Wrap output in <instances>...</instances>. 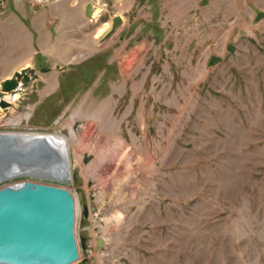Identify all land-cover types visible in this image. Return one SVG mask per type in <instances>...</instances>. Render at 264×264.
Here are the masks:
<instances>
[{
	"label": "rangeland",
	"instance_id": "374dc122",
	"mask_svg": "<svg viewBox=\"0 0 264 264\" xmlns=\"http://www.w3.org/2000/svg\"><path fill=\"white\" fill-rule=\"evenodd\" d=\"M23 68L0 133L68 138L74 264H264V0H0Z\"/></svg>",
	"mask_w": 264,
	"mask_h": 264
},
{
	"label": "water",
	"instance_id": "95a60500",
	"mask_svg": "<svg viewBox=\"0 0 264 264\" xmlns=\"http://www.w3.org/2000/svg\"><path fill=\"white\" fill-rule=\"evenodd\" d=\"M86 10L91 18L94 9L89 4ZM121 22L117 18L115 26ZM37 77L23 68L0 84L1 92L12 95ZM11 105L0 97L1 108ZM59 136L0 133V185L25 179L0 188V264H74L80 258L76 204L66 188L73 182L70 155Z\"/></svg>",
	"mask_w": 264,
	"mask_h": 264
},
{
	"label": "bare ground",
	"instance_id": "6f19581e",
	"mask_svg": "<svg viewBox=\"0 0 264 264\" xmlns=\"http://www.w3.org/2000/svg\"><path fill=\"white\" fill-rule=\"evenodd\" d=\"M100 10L99 9H96V11L94 12V17H96L98 14H99ZM105 30H107V28L105 27ZM19 96L18 95H15V96H11L10 98H7L6 101L10 102V103H13V102H16L18 100ZM93 129V126H90L89 127V132ZM60 140L64 141L68 147V151H69V141H68V138L65 137V136H59L58 137ZM90 138V137H89ZM86 141L85 138L83 139H80L78 141V147H81L82 145H84V142ZM85 153V152H84ZM77 210V209H76ZM80 252V251H79ZM81 256V255H80Z\"/></svg>",
	"mask_w": 264,
	"mask_h": 264
}]
</instances>
